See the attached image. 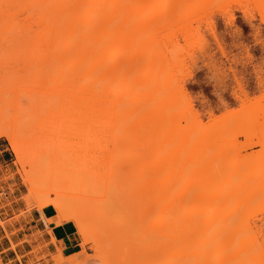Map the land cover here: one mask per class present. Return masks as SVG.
I'll list each match as a JSON object with an SVG mask.
<instances>
[{
  "label": "bare ground",
  "instance_id": "bare-ground-1",
  "mask_svg": "<svg viewBox=\"0 0 264 264\" xmlns=\"http://www.w3.org/2000/svg\"><path fill=\"white\" fill-rule=\"evenodd\" d=\"M187 1L0 0V64H22L0 71V134L9 138L19 164L29 165L30 191H37L36 178L55 171L95 178L93 189L57 191L52 202L38 206L52 209L55 219H47L57 225L66 220L75 226L87 209L112 214V235H104L110 245L93 244L104 264H113L114 252L116 264H200L198 254L174 249L171 237L178 223L200 225L195 203L214 193L216 171H192V186L210 192L184 207L194 190L191 184L176 190L167 146L178 112L168 91L173 73L165 74L163 62L166 24L156 17L170 3L174 13ZM254 1L264 8V0ZM147 24L151 32L142 35ZM33 64L40 67L31 70ZM114 173L130 175L120 183L127 187L118 189L127 196L121 218L117 204L98 192ZM218 187L214 194L225 193ZM75 228L85 242L93 241L84 226Z\"/></svg>",
  "mask_w": 264,
  "mask_h": 264
},
{
  "label": "rangeland",
  "instance_id": "rangeland-1",
  "mask_svg": "<svg viewBox=\"0 0 264 264\" xmlns=\"http://www.w3.org/2000/svg\"><path fill=\"white\" fill-rule=\"evenodd\" d=\"M258 2L188 0L174 13V3H170L156 16L166 24L163 62L167 65L165 74H169L170 69L173 73L168 91L176 97L178 112L175 124L169 126L171 142L167 146L170 153L173 152V171H177L176 190L190 184L194 190L184 207L196 194L209 190L192 186L196 180L192 171H216L217 176L211 172L218 188L214 193L219 192V185L221 189L225 188L222 185L228 189L218 195L210 190L213 195L209 191V196L196 201L195 206L200 209L197 217L201 221L198 227L189 222L181 227L179 223L175 225L176 232L171 237L173 248L183 247L198 254L200 264H264V8ZM140 32L149 35L151 27L147 24ZM138 46L139 40L135 47ZM120 59H123L122 54ZM21 65L7 61L0 64V71H11L12 67ZM39 67L30 65L31 70ZM174 134L180 136L174 139ZM1 150H5L7 156L6 163L0 156V167L5 166L7 170L0 171V209H6V219L12 225L18 226L24 210L39 209V202H52L57 191L94 187L95 178L90 175L53 171L54 174L44 179L36 178L37 191H30L26 180L30 167L19 164L4 133L0 134ZM129 176L109 174L99 185L98 192L105 193V201L117 204L118 218L125 216L123 202L127 199L118 189L127 187L120 183ZM222 180L225 183L222 184ZM97 210L87 209L75 223V226H84L93 235V241L85 242L77 232L84 244L80 253L84 258L73 264H85V259L91 264H102L94 245L107 246L104 235L112 229V214L101 215ZM218 215L221 218H217ZM156 216V212L152 213L147 221ZM64 222L67 221L62 220L60 224ZM110 234L112 232L107 236ZM233 246L241 250L235 251ZM113 254L112 262L116 264ZM53 260L55 264H67L59 254L53 256ZM122 263L134 264H119Z\"/></svg>",
  "mask_w": 264,
  "mask_h": 264
},
{
  "label": "crops",
  "instance_id": "crops-1",
  "mask_svg": "<svg viewBox=\"0 0 264 264\" xmlns=\"http://www.w3.org/2000/svg\"><path fill=\"white\" fill-rule=\"evenodd\" d=\"M0 156L6 163L5 150L0 151ZM4 167L1 166L0 171H6ZM24 212L15 226L8 223L6 209H0V264H55L53 256L58 254L67 264L84 258L80 254L81 242L73 223L57 225L48 221L55 219V212L50 208L39 210L33 207ZM85 264H91L90 260L85 259Z\"/></svg>",
  "mask_w": 264,
  "mask_h": 264
}]
</instances>
